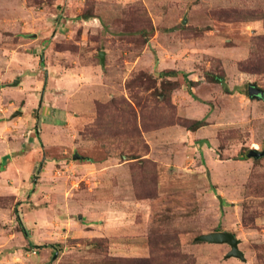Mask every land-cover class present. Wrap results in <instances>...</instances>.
I'll use <instances>...</instances> for the list:
<instances>
[{
	"label": "rangeland",
	"instance_id": "obj_1",
	"mask_svg": "<svg viewBox=\"0 0 264 264\" xmlns=\"http://www.w3.org/2000/svg\"><path fill=\"white\" fill-rule=\"evenodd\" d=\"M251 83L264 0H0V264H264Z\"/></svg>",
	"mask_w": 264,
	"mask_h": 264
},
{
	"label": "water",
	"instance_id": "obj_2",
	"mask_svg": "<svg viewBox=\"0 0 264 264\" xmlns=\"http://www.w3.org/2000/svg\"><path fill=\"white\" fill-rule=\"evenodd\" d=\"M102 59V65H104L105 56L102 52L100 54ZM15 82H18V79H16ZM249 95L250 97H257V98H264V89L258 87L256 84H250L249 85ZM43 97V93L41 98ZM41 105V101H40ZM18 114L17 112L15 115ZM249 156H253L254 158L262 157L264 156V149L262 151H259L258 149H251L249 151ZM84 156L75 153L74 158H83ZM45 158V156H44ZM197 241H203V242H209V243H227L230 245L231 249L227 253V257H238L242 260H245L246 257L244 255V252L240 249L239 243L240 239L232 232L229 231H212L209 233H203L198 235L195 238Z\"/></svg>",
	"mask_w": 264,
	"mask_h": 264
},
{
	"label": "trees",
	"instance_id": "obj_3",
	"mask_svg": "<svg viewBox=\"0 0 264 264\" xmlns=\"http://www.w3.org/2000/svg\"><path fill=\"white\" fill-rule=\"evenodd\" d=\"M168 72H170V71H165L164 72V74H167ZM220 78H222V77H217V79L219 80ZM188 83H189V87H190V81H188ZM204 123H203V121L202 120H196V121H193L190 125H189V128H190V130H194V129H196V128H198V127H200V126H202ZM20 219V218H19ZM20 223L22 224V221H20ZM20 224V225H21ZM22 226V230L24 231V233H25V227H24V225L22 224L21 225ZM215 231H219V230H215ZM26 234V233H25ZM221 244H224V243H221ZM227 244V243H226ZM229 245V244H228ZM236 258H238V257H236ZM240 259V258H239ZM132 260H135L136 262H141L140 264H147V260H148V258L147 259H132ZM135 264H138V263H135Z\"/></svg>",
	"mask_w": 264,
	"mask_h": 264
},
{
	"label": "crops",
	"instance_id": "obj_4",
	"mask_svg": "<svg viewBox=\"0 0 264 264\" xmlns=\"http://www.w3.org/2000/svg\"><path fill=\"white\" fill-rule=\"evenodd\" d=\"M244 252V251H243ZM244 255H245V253H244ZM246 256V255H245ZM239 260H242V259H239ZM246 260V259H245ZM245 260H243V261H239V262H242V263H245L246 261ZM233 261H236V260H233Z\"/></svg>",
	"mask_w": 264,
	"mask_h": 264
}]
</instances>
